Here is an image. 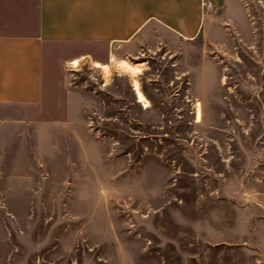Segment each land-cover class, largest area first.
I'll return each instance as SVG.
<instances>
[{
	"label": "rangeland",
	"instance_id": "374dc122",
	"mask_svg": "<svg viewBox=\"0 0 264 264\" xmlns=\"http://www.w3.org/2000/svg\"><path fill=\"white\" fill-rule=\"evenodd\" d=\"M207 2L210 35L0 108V264H264V0Z\"/></svg>",
	"mask_w": 264,
	"mask_h": 264
},
{
	"label": "crops",
	"instance_id": "0c3cea01",
	"mask_svg": "<svg viewBox=\"0 0 264 264\" xmlns=\"http://www.w3.org/2000/svg\"><path fill=\"white\" fill-rule=\"evenodd\" d=\"M206 1L0 0V108L26 106L41 115L55 75L63 78L76 58L109 65L121 47L145 38L210 35L215 15Z\"/></svg>",
	"mask_w": 264,
	"mask_h": 264
},
{
	"label": "bare ground",
	"instance_id": "6f19581e",
	"mask_svg": "<svg viewBox=\"0 0 264 264\" xmlns=\"http://www.w3.org/2000/svg\"><path fill=\"white\" fill-rule=\"evenodd\" d=\"M78 62H79V59H77V58L71 61V63L73 65H78ZM117 64L124 71H131V73L132 72L133 73L140 72L139 66H137L135 64H132L127 59H121ZM95 65L98 66V67L104 68L107 73L110 72V68L111 67H109V65L106 64V63L105 64H101V63L96 62ZM111 66H113V64ZM107 73H106V75H107ZM135 76H136V74H135ZM133 86H134V89L136 91L138 101H140L145 107H148L150 105V99L146 96V94L140 88V82H139L138 79H136V78L134 79ZM200 117H201V109L199 107L198 108V120H200Z\"/></svg>",
	"mask_w": 264,
	"mask_h": 264
},
{
	"label": "built area",
	"instance_id": "2783aa9c",
	"mask_svg": "<svg viewBox=\"0 0 264 264\" xmlns=\"http://www.w3.org/2000/svg\"><path fill=\"white\" fill-rule=\"evenodd\" d=\"M205 7H206V9L211 8V3L206 1V2H205Z\"/></svg>",
	"mask_w": 264,
	"mask_h": 264
}]
</instances>
